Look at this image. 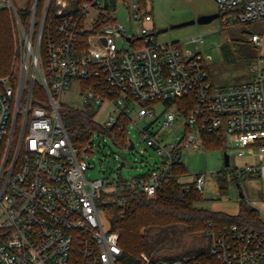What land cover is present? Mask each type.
Instances as JSON below:
<instances>
[{
  "label": "built area",
  "instance_id": "1",
  "mask_svg": "<svg viewBox=\"0 0 264 264\" xmlns=\"http://www.w3.org/2000/svg\"><path fill=\"white\" fill-rule=\"evenodd\" d=\"M76 1L43 0L37 12L38 0L21 9L0 0L13 10L23 44L16 80L0 77V264H264V235L212 222L204 232L206 251L128 260L119 232L101 224L96 198L104 180L85 178L89 165L59 113L62 93L75 83L84 106H112L117 115L110 113L104 126L116 124L133 103L137 119L153 117V106L163 104L160 131L182 120L172 142L157 139L149 126L139 130L160 164L125 184L148 198L174 176L181 150L197 148L204 134H224L226 147L250 159L230 168L234 180L264 178V55L251 63L250 80L219 86L199 53L156 41L142 25L153 18L147 4ZM214 2L225 13L224 26L264 23V0ZM119 6L127 9L130 33L116 20ZM117 39L130 49H119ZM248 41L260 48L264 35L252 33ZM35 82L46 100L33 104ZM184 97L192 104L186 116L177 102ZM204 182L203 174L196 176L199 192Z\"/></svg>",
  "mask_w": 264,
  "mask_h": 264
},
{
  "label": "rangeland",
  "instance_id": "2",
  "mask_svg": "<svg viewBox=\"0 0 264 264\" xmlns=\"http://www.w3.org/2000/svg\"><path fill=\"white\" fill-rule=\"evenodd\" d=\"M31 1L33 0H13V4L20 9L29 8ZM147 2L153 18L142 25L154 33V38L158 43L178 42L183 50L203 56L213 83L226 86L252 78L250 65L241 54L240 45L245 43L252 33L264 35V23L224 26L221 16L206 22H199L201 17L219 13L214 0H147ZM1 7L8 12L13 37L14 58L11 72L6 76L16 80L20 71V53L23 44L13 10L0 4ZM21 19L24 24L26 20ZM116 20L124 25L127 33H130L128 12L124 6L118 7ZM140 27L141 24L137 23L134 29L139 32ZM195 37L201 40L194 41ZM116 43L119 49H130L128 43H121L119 39ZM258 54L264 55V41L258 48ZM45 100L44 97V99H39V102ZM60 101L61 105L84 107L75 83L70 90L62 93ZM164 108L163 104H156L153 106L155 112L153 117L137 119L138 105L136 103L131 105L130 111L127 112L130 121L126 125L128 139L133 142L131 150L118 147L107 135L95 133L90 138L88 147L82 152V158L89 165L84 174L89 181L104 180V186L98 191L100 205L115 201L124 189L125 182H130L148 173L150 169L160 164L158 153L147 146L140 137L141 128L149 126L157 139L163 142H172L176 135L181 134L182 120L178 125L160 131L159 122ZM94 111L95 121L101 124L108 121L110 113L113 116L117 115L107 102L94 106ZM224 153L229 157L228 168H224ZM243 162L244 159L237 157L236 153L228 147L225 150L222 148L204 149L201 144L197 148H184L180 152L179 163L185 168L186 174L179 176L178 180L181 183H192L197 175H204L205 182L201 192L203 200L196 203L197 207L235 216L238 213L240 200L244 199L251 208L258 211L261 220L264 221V178L232 180L228 176L227 192L220 194L218 191L217 173L223 169L237 167ZM97 207L103 228L110 230V221L105 209L102 206ZM145 240L147 250L138 255L152 254L164 259L182 253L189 254L192 250L205 247L207 244L204 234H187L181 227L154 230L145 236Z\"/></svg>",
  "mask_w": 264,
  "mask_h": 264
},
{
  "label": "trees",
  "instance_id": "3",
  "mask_svg": "<svg viewBox=\"0 0 264 264\" xmlns=\"http://www.w3.org/2000/svg\"><path fill=\"white\" fill-rule=\"evenodd\" d=\"M82 1L84 0H77L76 3L80 4ZM42 2L43 0H38L37 12L40 10ZM140 2L142 4L148 3L147 0H140ZM224 14L219 11L218 17H222ZM251 24L248 23L247 25ZM240 48L245 61L251 65L259 55L258 48L248 40L241 44ZM13 58L11 22L7 10L1 7L0 77L10 74ZM207 72L210 78L208 68ZM82 86L85 88L86 84L82 83ZM39 99H44V93L38 82H35L32 91V103H39ZM177 102L180 112L186 116L192 107L190 98H179ZM59 113L80 157H82L83 149L88 147L89 140L95 133L109 136L113 143L120 148L125 149L128 146L126 125L130 119L127 114L120 115L116 124L104 126L95 121L94 106L91 105H85L82 108L61 105ZM202 146L204 149L222 148L225 150L227 148L226 139L222 133L202 135ZM173 174L171 179L158 188L153 198L146 197L138 188L125 183L124 189L112 203L100 205L99 198H96V205L102 206L107 213L110 230L119 232V243L128 260L147 250L145 236L154 230L161 231L170 227H181L187 234L191 235L204 234L208 223L212 222L218 226L234 224L264 235V221L261 220L258 211L251 208L244 199L240 200L238 213L235 216L197 207L196 203L203 200L202 193L195 188L194 182H179L178 177L186 174L185 168L179 162L175 164ZM228 176L234 180L231 169H223L216 175L220 194L227 192ZM252 178L254 177H247L246 179ZM199 251H206V248L201 247L189 253Z\"/></svg>",
  "mask_w": 264,
  "mask_h": 264
},
{
  "label": "water",
  "instance_id": "4",
  "mask_svg": "<svg viewBox=\"0 0 264 264\" xmlns=\"http://www.w3.org/2000/svg\"><path fill=\"white\" fill-rule=\"evenodd\" d=\"M215 17H218V13H216L215 15H211V16L201 17L199 18V22H206ZM132 147H133V142L131 140H128L127 149L131 150ZM228 167H229V157L226 153H224V168H228Z\"/></svg>",
  "mask_w": 264,
  "mask_h": 264
},
{
  "label": "crops",
  "instance_id": "5",
  "mask_svg": "<svg viewBox=\"0 0 264 264\" xmlns=\"http://www.w3.org/2000/svg\"><path fill=\"white\" fill-rule=\"evenodd\" d=\"M242 159H244V162H243V163H246V162H249V161H250L249 158H242ZM243 163H242V164H243Z\"/></svg>",
  "mask_w": 264,
  "mask_h": 264
}]
</instances>
